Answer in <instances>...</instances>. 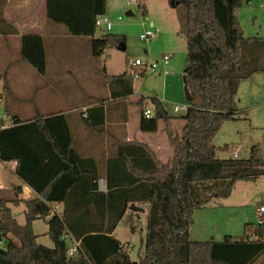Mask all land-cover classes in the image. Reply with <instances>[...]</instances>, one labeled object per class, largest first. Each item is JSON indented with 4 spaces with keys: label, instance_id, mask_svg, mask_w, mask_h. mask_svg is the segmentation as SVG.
Segmentation results:
<instances>
[{
    "label": "trees",
    "instance_id": "1",
    "mask_svg": "<svg viewBox=\"0 0 264 264\" xmlns=\"http://www.w3.org/2000/svg\"><path fill=\"white\" fill-rule=\"evenodd\" d=\"M6 0H2V5ZM48 20L64 26L77 38H90L91 51L100 58L107 49L126 43L125 36L105 34L96 39V21L107 15L108 0H45ZM255 0H170L186 10L187 67L185 76L192 101L181 131L173 128L163 102L151 100L157 119L173 150L164 163L141 143L125 144L106 167L107 191L99 190L97 165L74 149L66 115L33 121L18 117L0 130V163H16L17 176L41 199L21 202L0 195V264H254L264 254V225H247L242 238L222 242L191 239L194 215L218 199L231 197L238 182L264 177L259 149L249 161L220 160L215 138L227 122L237 120V96L243 82L264 73V39L246 38L239 12ZM142 13L146 15L145 8ZM22 61L40 75L47 72L41 36L22 39ZM111 97L126 99L134 92V77L107 76ZM6 91L10 92L9 87ZM102 101V100H101ZM144 103L143 101L141 102ZM94 116L100 122H94ZM86 124L103 132L102 105L88 111ZM224 152L229 147L223 148ZM221 187L222 191L214 192ZM224 187V189H223ZM24 203L26 225L14 217L9 204ZM63 206V213L52 205ZM132 205L148 216L144 253L132 261L128 247L113 234ZM44 220L53 248L39 244L34 223ZM67 236L80 242L69 258Z\"/></svg>",
    "mask_w": 264,
    "mask_h": 264
},
{
    "label": "rangeland",
    "instance_id": "2",
    "mask_svg": "<svg viewBox=\"0 0 264 264\" xmlns=\"http://www.w3.org/2000/svg\"><path fill=\"white\" fill-rule=\"evenodd\" d=\"M259 5L249 9L257 12L260 10ZM143 8L147 11L146 15L142 13ZM128 12L133 15L127 16ZM255 16L253 13H246L240 18L245 37L264 39V16L261 15L259 21ZM106 17L112 22L113 29L110 32L104 27L99 29L96 39L104 36L102 31L105 34L125 36L126 50L107 49L100 58H95L87 53L92 50L91 39L82 38L85 44H82L78 58L85 62L84 68L88 67L90 71L91 88L104 84L106 76L126 72L127 63L131 60L142 59L156 63L163 56L172 54V62L166 70L168 74H164V68L160 64L156 73L134 81L138 85L144 84V89L139 90V93L146 95V90L149 95H159L167 112L173 117L175 106L187 105L183 81L187 67L186 10L173 6L170 0H108ZM154 29L160 31L159 38L143 42L141 35ZM11 52V55L2 57L4 63L0 60V95H5V101L0 106V117H4L7 112L22 113V118L27 121L40 112L45 114L54 110L49 99L58 98L56 90L48 93V88L43 87V75L22 61L21 53H17L16 47ZM87 79L82 77L80 81L68 77V85L60 91V97L65 95L68 100L75 102L77 96H85L88 92ZM6 87H9L10 92L6 91ZM47 94L51 95L47 97ZM237 109L240 111L237 120L227 122L215 138L217 156L223 161H249L253 149L258 148L260 167L264 168V73L255 75L240 86ZM225 147H229L228 152L223 151ZM220 191L221 187L214 188V192ZM261 204H264V177L256 182H238L230 198L214 200L195 212L191 239L198 242H222L227 236L242 238L246 226L255 225L259 220L256 210ZM18 222L24 226L26 218H19ZM35 223L34 231L41 235L39 244L53 248L54 245L46 234L47 223L44 220ZM147 225V214L139 216L135 221L126 217L119 225L118 237L130 244L129 253L134 262H138L144 253ZM254 264H264V254Z\"/></svg>",
    "mask_w": 264,
    "mask_h": 264
},
{
    "label": "crops",
    "instance_id": "3",
    "mask_svg": "<svg viewBox=\"0 0 264 264\" xmlns=\"http://www.w3.org/2000/svg\"><path fill=\"white\" fill-rule=\"evenodd\" d=\"M258 4H260V10L257 12L249 9L257 7ZM246 13L255 14L256 20L259 21L261 15L264 16V0H255L248 8L239 13V18L243 14L246 15ZM27 35H38L44 39L47 72L43 75L45 81L43 87L48 88V93L56 90L58 94H56L58 98L52 97L49 99L55 109L45 114L40 112V114L45 118L63 114L67 116L73 134L75 151L81 158L90 160L91 166L97 165L100 173L99 190L101 192L107 191V162L110 158L116 157L125 144L141 143L147 145L156 154L157 158L164 163L172 158L173 150L164 130L163 122L157 119V115L155 120L147 119L145 116L147 109H154L151 103L152 99L157 98L163 102L159 95H149L146 90L148 96L139 93V90L144 89V84L138 85L136 82L134 83L133 94L126 99H113L107 80L101 85L102 87L91 88L90 71L88 67L84 68L85 62L78 58L81 54L80 48L82 44H85L84 40L71 36L64 26L55 25L48 20L45 0H6L0 5V60L3 63L2 57L11 55L12 48L16 47L18 54L22 52V39ZM87 53L92 55L90 50ZM126 71L130 72L128 67ZM124 73L112 76H121ZM68 77L80 81L82 77L88 78V85H86L88 92L83 96L86 101L83 100L82 96H77L75 102L68 100L65 95L60 97L59 94L68 85ZM48 95L51 94H47V97ZM4 101L5 95H0V106ZM100 105L104 107L105 124L103 132L97 133L87 126L86 119L88 111ZM173 113V117L169 115L173 128L181 131L185 125L182 120L183 115L175 113L174 110ZM13 115L24 122L33 121L37 117L35 116L26 121L22 118V113L12 114L7 112L5 116L13 121L15 118ZM94 122L98 124L100 122L99 117L94 116ZM16 168V163H0V195L9 200L21 202L41 199L37 192L17 176ZM9 207L13 210L14 217L17 220L25 217L24 203L18 206L9 204ZM52 207L54 212L63 213L62 205L54 204ZM143 214H147L146 209L138 213L129 210L124 219L130 217L132 221H135ZM118 228L113 236L121 241L117 234ZM36 235L39 241L41 235L38 233ZM121 243L127 246L128 250L130 249L129 243L123 241Z\"/></svg>",
    "mask_w": 264,
    "mask_h": 264
},
{
    "label": "built area",
    "instance_id": "4",
    "mask_svg": "<svg viewBox=\"0 0 264 264\" xmlns=\"http://www.w3.org/2000/svg\"><path fill=\"white\" fill-rule=\"evenodd\" d=\"M96 25L99 29L105 28L107 32L112 31L113 29V24L110 22V20L106 17H99L96 21ZM160 31L158 29L154 30H147L145 33L141 35V40L143 42H151L153 40H156L159 38ZM173 59V55H165L163 56L159 61L156 63H151V62H146L142 59H136L134 61H129L127 63V67L129 68L131 74L134 77V80H140L143 76L146 74L150 73H156L157 70L159 69V65L161 64L162 67L164 68V74H168V67L170 66L171 62ZM140 71H138V70ZM189 106H175L174 107V112L180 115L185 116L188 113ZM145 116L147 119L155 120L156 119V113L154 109H147L145 112ZM13 125V121L11 118L8 116L0 117V130H5ZM238 157V154H235V158ZM256 214L258 217V223L261 225H264V204H261L257 210ZM67 241L69 244V252L68 256L69 258H74L76 254L79 251L80 248V242L76 241L72 236H67ZM7 246V240L0 241V249H5Z\"/></svg>",
    "mask_w": 264,
    "mask_h": 264
},
{
    "label": "water",
    "instance_id": "5",
    "mask_svg": "<svg viewBox=\"0 0 264 264\" xmlns=\"http://www.w3.org/2000/svg\"><path fill=\"white\" fill-rule=\"evenodd\" d=\"M132 12H128L127 13V16H132ZM119 49L122 50V51H125L126 50V43H121L120 46H119ZM184 82H185V89H184V92H185V97H186V101L187 103H190L192 101V96L190 94V91H189V87L187 85V79H186V76L184 78ZM130 211L132 212H143L145 211V209L141 208V207H138L137 205H132L129 209Z\"/></svg>",
    "mask_w": 264,
    "mask_h": 264
}]
</instances>
